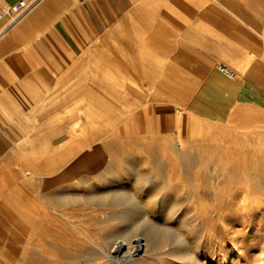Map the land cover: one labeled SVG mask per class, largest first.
<instances>
[{"label":"crops","instance_id":"crops-1","mask_svg":"<svg viewBox=\"0 0 264 264\" xmlns=\"http://www.w3.org/2000/svg\"><path fill=\"white\" fill-rule=\"evenodd\" d=\"M7 23L0 20V202L4 185L14 193L13 204L0 205L7 264L17 193L28 194L31 185L21 188L17 178L41 155L15 166L3 158L36 127V113H43V129H53L52 95L59 94L60 109L68 90L79 101L85 89L97 97L93 90H106L111 98L123 87L139 129L149 127L147 113H167L171 103L221 119L231 108L264 113V0H36L3 32Z\"/></svg>","mask_w":264,"mask_h":264},{"label":"rangeland","instance_id":"rangeland-1","mask_svg":"<svg viewBox=\"0 0 264 264\" xmlns=\"http://www.w3.org/2000/svg\"><path fill=\"white\" fill-rule=\"evenodd\" d=\"M116 83L120 86L124 85V81ZM93 91L99 97L93 96L92 90L85 89L83 97L77 101L74 97L75 89L68 90L67 104L60 109L58 108L59 91L57 96L52 95V108H56V110L52 111L49 121H51L53 129H43V123H40L43 113H36L34 117L36 127L25 132V138L21 143L11 145L9 153L3 160H5L4 163L11 162L15 166L21 160L33 155L52 153L66 156L80 151L79 153L88 154L91 157L111 160L117 164L116 167L119 170L122 167L121 161L128 164L135 162L136 166L133 171H129V174H123L121 171L120 183L113 181L111 184L106 183L105 181H110L114 176L111 173L107 174L108 169L106 171L102 169L95 174H90V177H93V180L90 179L91 183L89 180L86 184L78 186L79 188H71L67 181L71 177L66 176L63 178L65 181L57 182L58 187L53 185L52 189H49L53 194L58 189L61 194L66 192L67 195L74 193L83 196L82 201L73 198L68 204L52 203L53 205L57 204L56 208L72 219L105 254H107L111 243V236L123 229L120 217L126 209L124 203L115 201L111 195H107L113 189L131 192L144 188L151 193L157 190L159 193L161 192L159 195L161 198H172L175 206L179 207L176 212L174 211V216L176 214L175 217L179 218L182 217V214H187L186 206L190 203V193L187 190L197 185L198 181L205 187H217L218 185V187L230 185L237 188L243 185L264 186L263 112L255 109L233 110L230 107L231 112L226 118L221 119L216 115L206 116L198 110L191 112L186 107L180 108L178 111L179 105L171 103L167 106V113H147L144 124L149 127L139 129L132 121L136 110L129 104L125 96L129 90L117 87L115 96H113L115 98H109L106 90ZM109 100L111 105L108 103ZM59 126L61 128H57ZM44 131L45 133H43ZM91 142L94 143L91 144ZM88 144L90 148L83 150ZM92 154L95 155L92 156ZM241 158L243 160H240ZM209 159L211 160L209 161ZM230 160L232 163L228 162ZM240 166H242V170H240ZM247 166L252 168L249 170ZM235 171H242L239 173L241 175L239 176ZM226 173L231 177H225ZM5 180L6 183H8L7 181L11 182L8 175ZM4 186L2 201L11 205L14 203L12 197L14 193L11 187H7V184ZM33 191L34 188L30 185L28 194L34 193ZM168 192H171L172 196H168ZM151 193L147 194L146 199ZM35 195L36 199L40 201L39 194ZM136 197L140 203L145 201L144 194L136 195ZM47 210L50 211V209ZM41 213V209L37 210L36 227L31 233L28 234L26 231L24 235V237L29 235L28 241L21 236L23 241L18 242L15 226H9L12 229L11 237L13 239L9 242L11 255L8 256V259L12 264H111L108 257L101 253L97 247L86 243L84 239L72 233L71 229L66 228L63 219L49 221L40 216ZM233 221L235 220H223L222 223H233ZM257 221H248L251 224L257 223L255 224L257 227H251L252 229L236 225L229 228L227 234H220L218 242L223 245V248L217 251L218 254L209 264H238L236 262L238 255L241 258H246L240 264H254L255 258L260 256L262 242L259 238L264 236V230ZM170 224L174 228L177 226L175 219L171 220ZM216 227L220 232L221 226L216 225ZM230 236L235 241H230L228 238ZM5 242L0 236V263L3 261L7 264L4 256L6 250L2 249ZM236 244L239 246L237 255L234 249ZM172 256V254L166 255L165 258L171 264H181L176 262ZM224 258L228 259L225 263L222 262ZM219 261L221 262L219 263Z\"/></svg>","mask_w":264,"mask_h":264},{"label":"bare ground","instance_id":"bare-ground-1","mask_svg":"<svg viewBox=\"0 0 264 264\" xmlns=\"http://www.w3.org/2000/svg\"><path fill=\"white\" fill-rule=\"evenodd\" d=\"M94 142H91V144ZM89 144L88 146L85 145L86 147L83 148V150L89 149ZM220 148L221 146L219 147V151ZM79 152L76 151V153L66 156L52 153L35 156L31 160L30 170L26 171L24 175L18 176L17 182L20 184L19 187L22 188L21 184L24 181H29L34 188V193L31 194H27L23 190L17 193L19 197V218L14 226L18 242L23 241V239L20 238L21 236L28 241L29 235H26L25 237L24 235L26 231L29 234L32 232L33 228L36 227V216L37 210L39 209L42 211L40 216H43L49 221L51 219H63L66 228L71 229L72 233L77 234L81 239H84L86 243L97 247L101 253L108 257L111 264H171V262L165 258L166 255L170 254L173 255L172 258L176 260V262L181 264H209L213 257L218 254L217 251L223 248V245L218 242L219 235L227 234L229 228L237 225L240 227L243 226V228L248 227L249 229H252L257 227V225H255L257 223L251 224L248 223V221L258 220V224L260 227L262 226L264 230V186L262 185H243L238 188L231 187L230 185H224L222 187H218L219 185L217 187H205L199 183L200 181H198L197 185L187 190L190 193V203L186 206L187 214H182V217L179 218L175 217L176 214L174 216V211L176 212L179 207L177 205L175 206L172 198H161L159 196L161 195V192L159 193L157 190H154L153 193H151L144 188L141 190H139V188L138 190L131 192L123 189H113V191H110L107 195H111L112 199L115 201L124 203L126 209L120 217V224L123 226V229L122 231H119V233L111 236V243L109 244L107 254H105L72 219L56 208L57 204L53 205L52 203L57 202L59 205H62V203L68 204L73 198H78L82 201L83 196L81 194L75 195L74 193L72 195H67L66 192L61 194V191L59 192L58 189L56 192H59V194H56V192L53 194L49 189H52V186L56 185L57 182L60 183V180H64L63 178H66V176L71 177L70 180H67L69 181L71 188L86 184L90 179L93 180V177L91 178L90 174H95L102 169H105V171L108 169L109 172L107 171V174L111 173L114 176L112 178L113 180L110 179V181L107 180L105 182L108 184H111V181L116 183L121 180V171L123 174H129V171L134 170L136 163L133 162L128 164L125 163V161H121L122 167L119 170L116 167L117 164L111 162V160H102L103 158L91 157L88 154H81ZM93 155L95 154H92V156ZM230 158L232 157L230 156ZM204 159L206 160V158ZM210 160L211 159H209V161ZM240 160L243 159L241 158ZM228 162H231V160ZM239 163L242 165L241 162ZM118 164H120V162ZM204 164L206 163L204 162ZM227 164L225 165L228 166ZM114 167L115 169H113ZM241 168L242 166H240V170L243 169ZM250 168L252 167L250 166ZM240 172L242 171L237 172L238 175ZM100 176H102L101 173ZM226 176H230V174L226 173L225 177ZM56 186L58 187V185ZM150 193L151 195L146 199L147 194ZM35 194H39L40 201L36 199ZM142 194L145 195V197H143L145 198V201L140 203L137 201L138 198L136 195L140 196ZM167 195L172 196L171 192H168ZM23 199H25V201H23ZM47 209H50V211ZM174 219L178 226L175 228L170 224V221ZM223 220L235 221H233V223H222ZM216 225L221 226L220 232ZM182 229H184V231H182ZM228 238L230 241H235L231 236ZM259 239L262 242L259 252L260 256L255 258L256 260H254V264H264V236ZM207 246H210L211 248L208 249ZM234 249L237 255L239 246L236 244ZM18 255L19 253L17 252V256ZM236 259V262L240 264L242 261H245L246 258H241L238 255L236 256ZM227 261V258L222 260L224 263ZM220 262L221 261H219V263Z\"/></svg>","mask_w":264,"mask_h":264},{"label":"built area","instance_id":"built-area-1","mask_svg":"<svg viewBox=\"0 0 264 264\" xmlns=\"http://www.w3.org/2000/svg\"><path fill=\"white\" fill-rule=\"evenodd\" d=\"M35 1L36 0H34V2ZM34 2L29 3L25 0H20L19 2L9 6L0 5V20L8 18L7 26L4 28L3 32L14 26L20 19H22L33 7ZM219 69L227 77L233 76V72L227 66L220 65Z\"/></svg>","mask_w":264,"mask_h":264}]
</instances>
